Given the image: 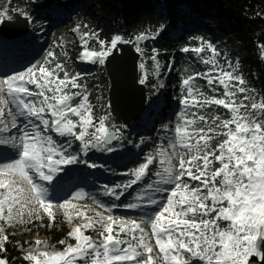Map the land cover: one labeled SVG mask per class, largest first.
Returning a JSON list of instances; mask_svg holds the SVG:
<instances>
[{"label":"snow or ice","instance_id":"6c2138e0","mask_svg":"<svg viewBox=\"0 0 264 264\" xmlns=\"http://www.w3.org/2000/svg\"><path fill=\"white\" fill-rule=\"evenodd\" d=\"M9 6L0 9V24L13 20ZM12 11L32 22L28 12ZM81 27L88 26L72 29L80 36L78 59L100 65L118 44L155 39L165 30L161 25L153 33L137 35L135 41L119 35L105 41L96 32H81ZM93 39L98 49L89 46ZM136 51L143 56L142 48L136 46ZM181 51L195 53L208 68L182 79L177 123L174 130L164 126L174 136L166 147L145 156L128 182L104 187L105 195L120 200L127 189L155 175L157 179L144 184L136 202L125 205L140 209L142 215L125 220L76 212L86 222L68 233L75 243L60 240L63 250L49 252L40 247H49L47 241L36 240L23 257L28 264H255L250 260L254 256L264 264V95L248 87L238 61L225 58L227 68L221 66L212 43L201 39L199 46ZM205 51L212 55L204 58ZM60 55L65 59L48 51L24 71L0 78V146L16 152L12 158L0 149V253L7 250L6 228L25 223V214L27 222L46 215L49 226H54V209L59 208L72 223L73 214L67 210L76 208L73 201L85 194L76 191L71 199L54 202L49 187L61 182L68 166L101 168L82 157L93 150L115 153L124 143L140 146L123 135L122 127L110 124V112L96 116L83 82L86 74L69 71V52ZM158 55L153 49L149 57L157 76ZM140 67L143 70L144 63ZM146 80L144 75L139 82ZM53 133L65 144L56 141ZM74 142L79 143L77 154L70 151ZM158 158L161 170L153 172ZM89 229L96 232L95 239L85 234ZM0 264H8L2 255Z\"/></svg>","mask_w":264,"mask_h":264},{"label":"trees","instance_id":"16d2710c","mask_svg":"<svg viewBox=\"0 0 264 264\" xmlns=\"http://www.w3.org/2000/svg\"><path fill=\"white\" fill-rule=\"evenodd\" d=\"M160 3L166 8L165 15L162 10L156 11L157 4ZM5 6H9L8 0H0V9ZM53 7L70 11L71 19L63 20L49 33L43 34L47 40V48L34 63L43 60L48 51L57 53L61 60L65 57L60 53L69 52V71L86 74L83 82L88 86L89 100L97 117L110 112L107 95L110 85L103 65L90 63V69L79 66L80 36L72 31L77 25H87V28L81 27V32H96L100 39L105 41H110L116 35L133 41L137 35L153 33L164 25L165 30L159 36L140 46L144 54L140 57L139 66L141 63L146 64V71L150 70L147 78L149 76L151 80L155 72L154 62L149 59L153 49L159 53V59L167 67L171 56H174L176 61L180 60L181 49L197 47L201 39L215 47L220 44V48H217L220 53L217 59L220 63L227 68L225 58L233 63L238 61L240 72L244 75L248 87L253 88L255 94L264 95V58L259 61V57H262L261 45H264V0H11L9 10L11 12L13 9H22L28 12L33 18L30 26L33 32L39 35L45 29L43 27L46 25L45 17L49 16L48 10ZM185 8L190 11L187 12ZM15 13L13 12V15ZM181 25H191L192 30H183L181 35L175 38L166 37L170 29ZM89 46L93 49L99 48L94 39L89 40ZM229 52L233 53V56L227 57ZM176 65L181 66L183 73L187 64L182 60ZM254 70L256 77L251 75ZM139 75L142 76L141 67ZM197 83L201 85V80ZM178 85L179 81L176 82V79L170 76L165 86V92L168 93L165 96L166 101L170 98V91ZM150 90L151 87L146 88L148 98ZM218 111L224 112L223 109ZM113 123L121 128L119 121L114 119ZM155 133L156 129H149L143 137H151L156 142ZM139 163L131 164L130 168L138 167ZM88 200L91 201V198ZM25 221L23 224L6 228V234L9 236L7 250L0 255L7 259L8 264H28L18 247L29 246L34 234L47 235L54 245H59L60 240L70 241L69 229L59 216L56 217L54 226H49L46 217L38 222H27L28 218H25ZM87 233L96 236L94 231Z\"/></svg>","mask_w":264,"mask_h":264},{"label":"rangeland","instance_id":"374dc122","mask_svg":"<svg viewBox=\"0 0 264 264\" xmlns=\"http://www.w3.org/2000/svg\"><path fill=\"white\" fill-rule=\"evenodd\" d=\"M161 4L157 7H159L160 10L164 11V8L161 7ZM13 12L17 11L10 12L14 19ZM48 12L49 16L45 17L46 25L45 27H43L45 28L44 31H42L41 34L36 35V33L33 32L31 27L30 31L27 33L28 38L25 39L23 47H20L18 49L9 47L7 49H4V46L8 42H10V40L4 38L0 34V78L7 77L9 75H14L19 71H24L27 67L33 64L36 59L40 58L42 51L47 48V40H45L43 34L49 33L54 26H57L59 23H62L63 20L67 21L71 19L70 11H65L64 9L62 10L59 7H53L48 10ZM18 50H24V53L22 51V54H20V58H17L18 55H15L17 53L16 51ZM157 59L160 64L159 76L153 75L152 80L148 76L146 83L143 84L146 86V88L151 87V92L149 93L150 98L148 99H153V102L148 107L149 109L146 106V108L148 109L147 115L144 117L143 120H141L140 124L132 123L128 124L127 126L121 124V127L123 128V135L128 140L133 141L135 144H139L140 146L136 147L133 143H124L123 147L118 149V151L115 153H101L93 150L88 154L87 157L82 158L87 159L89 162H94L96 164L102 165L101 168L90 169L84 164L68 166L70 170L66 175L61 174L63 177L61 182L55 188L49 186L50 195L53 196L54 202H62L65 198L71 199L72 195L76 191H82L85 194L82 199L73 201V203L76 205V208L67 210L68 212L73 214V221L71 224L68 223L65 218V210H61L59 208L54 209L55 216H59L60 220L67 225L69 232L75 225L86 222L81 217L76 216V212H84L86 216L91 217H95L97 213H100L104 216L111 214L114 218L120 217L125 220L139 219V217L142 215V211L140 209H128L125 207V205L136 202L137 194L142 191L144 184L151 183L153 180L157 179L155 175H149L145 177L143 181L127 189L125 195L122 196L120 200H116L112 196L105 195L104 187L114 186L117 184H124L128 182L130 179L133 178L130 173L132 172V170L137 168H130L131 164L137 163L138 161L142 163L144 161L145 156L150 153H155L158 147H166L168 144L167 142L169 140V137L172 134L174 135V131H165L164 126L167 125L168 129L173 130L175 128V125L177 123V114L181 111L182 108L179 102L181 98V81L188 74H182L179 67H172L171 70H169L168 67V69L165 70L164 68L166 66L163 65L159 57H157ZM83 64L90 65V63L79 61V66H82ZM169 65H171L170 62L168 66ZM146 68L142 70V76L148 75V73L150 72V70L147 72ZM142 76L139 75V80ZM170 76L172 78L174 77V79H176V82L179 81V85L175 89L170 91V98L166 101L165 96L168 93L165 92V86L168 79H170ZM160 84H163L164 87L161 88ZM172 84H174L173 81ZM113 120L114 118H109L110 124H114ZM115 126L116 128H120L117 125ZM149 129H156V142H154L151 137H145L144 139L143 136H145L144 134H146ZM15 131L16 130L13 129L12 133H15ZM139 134H141L142 136H139ZM52 135L54 136V139L56 141L61 144H65L64 138L56 136L54 133ZM141 138L144 139V142L142 144ZM75 143L76 146L74 147ZM0 149H3L4 151L11 154L12 158H15L16 152L11 147L0 146ZM70 151H73L74 154H77L80 151L79 143L74 142ZM4 162H7V160H4ZM122 168L130 169L122 171ZM152 170L153 172L161 170L159 165V158L157 159L156 164L152 166ZM125 173H129V175H125ZM89 198H91V201L88 200ZM117 205H119V207H117ZM44 217L48 218L46 215H44L43 218ZM25 218H28L27 214H25ZM32 220H36L35 217H33ZM36 221L38 222L40 220ZM39 225L42 227L41 223ZM88 231L93 230H87L85 232L86 235H89L87 233ZM96 236L92 237L95 239ZM68 238L70 241H65L66 244L75 243V241L69 236ZM32 239L33 240L31 244L26 248H21L20 246L18 247L23 256L28 250H31L33 247H35L36 240L47 241L49 247H44L43 244L40 246L41 250L44 251L54 252L57 250H63V248L65 247V245L61 244L54 245V243L50 242L47 235L44 236L34 234ZM152 244L153 246H155L154 240L152 241ZM194 264H198V262H194Z\"/></svg>","mask_w":264,"mask_h":264},{"label":"water","instance_id":"95a60500","mask_svg":"<svg viewBox=\"0 0 264 264\" xmlns=\"http://www.w3.org/2000/svg\"><path fill=\"white\" fill-rule=\"evenodd\" d=\"M30 28V22L16 12L12 21L0 24V34L11 40L25 36ZM151 40L118 44L117 50L103 65L110 85L107 95L111 117L125 126L136 121L146 109L148 97L146 86L139 83L141 54L136 51V46ZM250 260L261 264L259 257Z\"/></svg>","mask_w":264,"mask_h":264},{"label":"built area","instance_id":"2783aa9c","mask_svg":"<svg viewBox=\"0 0 264 264\" xmlns=\"http://www.w3.org/2000/svg\"><path fill=\"white\" fill-rule=\"evenodd\" d=\"M159 8V7H158ZM163 8V7H162ZM187 10V12L190 11V9L185 8ZM160 10V8H159ZM165 13V8L162 14ZM193 18H195L194 14H193ZM184 29H189L192 30V26L188 25V26H182L177 33H181ZM174 33L173 31H169L168 35L172 36ZM216 48H220V44H217ZM181 57H180V61L184 60L185 63L187 64L185 67V71L186 72H204L207 70L208 66L203 64L202 60L200 59V57H198L195 53L189 52V53H184L181 52L180 53ZM204 58H208L211 56V52H207L205 51L204 53L201 54ZM233 56V53H227V57ZM175 60V58H172V63ZM259 61H262V57H259ZM221 64V63H220ZM222 66V64H221ZM81 67H85V68H89L87 65H82ZM251 75L253 77H256V73L255 70L251 73ZM201 86H206L205 85V81L201 80ZM262 94V93H259Z\"/></svg>","mask_w":264,"mask_h":264},{"label":"bare ground","instance_id":"6f19581e","mask_svg":"<svg viewBox=\"0 0 264 264\" xmlns=\"http://www.w3.org/2000/svg\"><path fill=\"white\" fill-rule=\"evenodd\" d=\"M28 38V34L23 36V37H18V38H14V39H11L10 42H8L5 46H4V49H7L9 47H12V48H15V49H18L20 47H23L24 46V42H25V39ZM10 43V44H9ZM20 58L21 55L17 56V58ZM153 102V99H148L147 103H146V106L147 108L149 107V105ZM146 108V107H145ZM145 109V111L141 114V116L134 122H132L133 124H140L141 120L144 119V117L147 115V111L148 109Z\"/></svg>","mask_w":264,"mask_h":264}]
</instances>
